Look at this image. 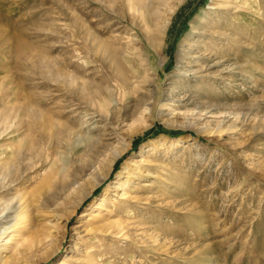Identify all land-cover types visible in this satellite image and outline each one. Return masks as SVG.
Returning a JSON list of instances; mask_svg holds the SVG:
<instances>
[{
  "label": "rangeland",
  "instance_id": "obj_1",
  "mask_svg": "<svg viewBox=\"0 0 264 264\" xmlns=\"http://www.w3.org/2000/svg\"><path fill=\"white\" fill-rule=\"evenodd\" d=\"M0 264H264V0H0Z\"/></svg>",
  "mask_w": 264,
  "mask_h": 264
}]
</instances>
